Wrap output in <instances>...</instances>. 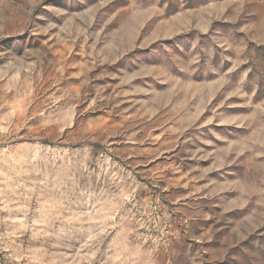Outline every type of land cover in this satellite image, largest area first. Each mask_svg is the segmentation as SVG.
Instances as JSON below:
<instances>
[{"label": "rangeland", "instance_id": "rangeland-1", "mask_svg": "<svg viewBox=\"0 0 264 264\" xmlns=\"http://www.w3.org/2000/svg\"><path fill=\"white\" fill-rule=\"evenodd\" d=\"M0 264H264V0H0Z\"/></svg>", "mask_w": 264, "mask_h": 264}]
</instances>
